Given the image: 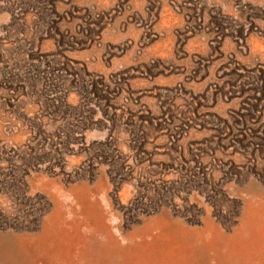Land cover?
Listing matches in <instances>:
<instances>
[{
	"label": "rangeland",
	"instance_id": "1",
	"mask_svg": "<svg viewBox=\"0 0 264 264\" xmlns=\"http://www.w3.org/2000/svg\"><path fill=\"white\" fill-rule=\"evenodd\" d=\"M0 264H264V0H0Z\"/></svg>",
	"mask_w": 264,
	"mask_h": 264
},
{
	"label": "crops",
	"instance_id": "2",
	"mask_svg": "<svg viewBox=\"0 0 264 264\" xmlns=\"http://www.w3.org/2000/svg\"><path fill=\"white\" fill-rule=\"evenodd\" d=\"M1 255L4 259L9 261L10 263L13 261V256L11 252L7 248H2Z\"/></svg>",
	"mask_w": 264,
	"mask_h": 264
},
{
	"label": "clouds",
	"instance_id": "3",
	"mask_svg": "<svg viewBox=\"0 0 264 264\" xmlns=\"http://www.w3.org/2000/svg\"><path fill=\"white\" fill-rule=\"evenodd\" d=\"M122 243H127V241H122Z\"/></svg>",
	"mask_w": 264,
	"mask_h": 264
},
{
	"label": "trees",
	"instance_id": "4",
	"mask_svg": "<svg viewBox=\"0 0 264 264\" xmlns=\"http://www.w3.org/2000/svg\"><path fill=\"white\" fill-rule=\"evenodd\" d=\"M115 191H118V189H115Z\"/></svg>",
	"mask_w": 264,
	"mask_h": 264
}]
</instances>
